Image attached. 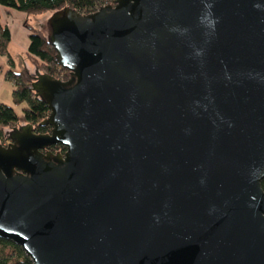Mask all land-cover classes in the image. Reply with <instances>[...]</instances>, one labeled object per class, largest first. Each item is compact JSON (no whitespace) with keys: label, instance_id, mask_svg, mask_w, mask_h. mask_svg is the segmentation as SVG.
<instances>
[{"label":"water","instance_id":"obj_1","mask_svg":"<svg viewBox=\"0 0 264 264\" xmlns=\"http://www.w3.org/2000/svg\"><path fill=\"white\" fill-rule=\"evenodd\" d=\"M48 25L70 77L37 71L51 131L0 142V238L32 264H264V0H113Z\"/></svg>","mask_w":264,"mask_h":264},{"label":"trees","instance_id":"obj_2","mask_svg":"<svg viewBox=\"0 0 264 264\" xmlns=\"http://www.w3.org/2000/svg\"><path fill=\"white\" fill-rule=\"evenodd\" d=\"M111 2L112 0H0V5L27 15L53 13L64 7H70L82 14H89ZM23 24L29 32V47L24 58L25 66L20 72L9 70L5 74V78L13 84L12 102L21 106V113L16 112L15 108L8 104H0V140L5 143L10 140L7 133L18 124H32L36 133H47L51 130L50 126L41 125L49 114V107L32 89V82L35 80L37 71L61 80H67L70 77V71L61 67L56 59V51L48 41L49 33L41 28H34L28 20H25ZM10 38L9 29L0 24V54L8 56L12 65L13 59L7 50ZM54 147L62 148V151L66 150L60 144ZM262 188L264 189V180ZM0 264H32V262L20 246L0 238Z\"/></svg>","mask_w":264,"mask_h":264},{"label":"crops","instance_id":"obj_3","mask_svg":"<svg viewBox=\"0 0 264 264\" xmlns=\"http://www.w3.org/2000/svg\"><path fill=\"white\" fill-rule=\"evenodd\" d=\"M27 19V14L16 11L14 9L6 8L0 5V24L6 26L10 31V44L8 45V53L9 46L14 44L20 50V53H27L29 47V32L28 29L24 26V21ZM10 54V53H9ZM17 58L13 59V64H8L7 58L0 54V104L8 103L7 93L9 98H11V93L13 90L12 82L8 81L5 78L6 72L9 70L20 72L25 66V56L21 54H17ZM10 104V103H9Z\"/></svg>","mask_w":264,"mask_h":264},{"label":"rangeland","instance_id":"obj_4","mask_svg":"<svg viewBox=\"0 0 264 264\" xmlns=\"http://www.w3.org/2000/svg\"><path fill=\"white\" fill-rule=\"evenodd\" d=\"M52 14L53 13L29 14V15H27L28 23L31 26H33L34 28H41V29L45 30L46 33L50 34L51 33V29L49 28L48 20H49V18H50V16ZM8 44H10V42ZM9 53H10L11 57L13 56L12 58L14 60L18 57L17 54H19V55L21 54L22 56H25L24 52L20 53L19 48L17 46H15L14 44H12V43L9 46ZM2 56H4L5 59L7 58L8 64H10L8 56H6V55H2ZM16 72H18V71H16ZM7 98H8L9 102L6 103V104H8V105L12 106L13 108H15L16 112H18L20 114L21 113V106L15 105L12 102V100L9 98L8 93H7ZM24 124H26V123L18 124L17 126L24 125ZM4 133H7V132L4 131ZM0 142H2L3 144H7L8 141L5 143L3 140H0Z\"/></svg>","mask_w":264,"mask_h":264},{"label":"flooded vegetation","instance_id":"obj_5","mask_svg":"<svg viewBox=\"0 0 264 264\" xmlns=\"http://www.w3.org/2000/svg\"><path fill=\"white\" fill-rule=\"evenodd\" d=\"M35 79H36V76H35ZM51 131V130H50ZM48 133V132H47ZM8 143V142H7ZM58 144H55V145H52V146H49V147H47V149H49L51 152H53V153H57V152H60V153H64L65 151H62L63 149L62 148H60V149H55V147L54 146H57ZM61 145V144H60Z\"/></svg>","mask_w":264,"mask_h":264}]
</instances>
